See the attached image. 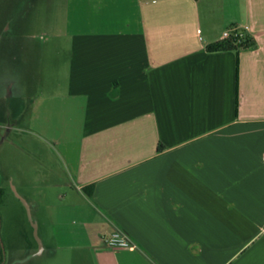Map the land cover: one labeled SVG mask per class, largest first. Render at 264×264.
<instances>
[{"label": "crops", "instance_id": "crops-1", "mask_svg": "<svg viewBox=\"0 0 264 264\" xmlns=\"http://www.w3.org/2000/svg\"><path fill=\"white\" fill-rule=\"evenodd\" d=\"M31 5L40 32L21 28ZM17 6L0 31L3 108L35 118L25 129L56 154L70 227L57 260L264 264V0ZM229 27L249 45L208 51ZM116 230L134 247L103 253Z\"/></svg>", "mask_w": 264, "mask_h": 264}, {"label": "rangeland", "instance_id": "rangeland-1", "mask_svg": "<svg viewBox=\"0 0 264 264\" xmlns=\"http://www.w3.org/2000/svg\"><path fill=\"white\" fill-rule=\"evenodd\" d=\"M17 4L18 0H0V31L10 15L18 17ZM22 15V29L42 30L34 5L22 9ZM21 72L25 80H33L34 71ZM5 74L0 47V264H69L65 258L57 260L52 246L57 237L67 239L70 231L58 224L67 220L65 211L59 212L65 207L59 194L67 188L54 183L57 175L51 167L57 163L56 154L38 134L25 129L26 122L37 125L35 118L5 114L3 106L11 92ZM33 89L27 87L25 94Z\"/></svg>", "mask_w": 264, "mask_h": 264}, {"label": "built area", "instance_id": "built-area-1", "mask_svg": "<svg viewBox=\"0 0 264 264\" xmlns=\"http://www.w3.org/2000/svg\"><path fill=\"white\" fill-rule=\"evenodd\" d=\"M245 36L246 35L242 31H239L237 28L229 27L222 30L220 40L229 39L233 44L240 45L241 43L245 42ZM248 45L249 41H247V44H245L244 46ZM102 246V252L105 254H112L117 249H132L134 247L133 243L129 240L127 235L119 230L112 232L106 237H103Z\"/></svg>", "mask_w": 264, "mask_h": 264}, {"label": "trees", "instance_id": "trees-1", "mask_svg": "<svg viewBox=\"0 0 264 264\" xmlns=\"http://www.w3.org/2000/svg\"><path fill=\"white\" fill-rule=\"evenodd\" d=\"M245 42L241 43L240 45H235L232 43L231 40L229 39H223V40H218L216 42L210 43L206 46V49L208 51H227V50H236L240 47H244L245 44H247V41H249L248 37L245 36L244 37ZM162 148V146L160 144H158L157 149L160 150ZM84 191L86 192V194L88 196H91L92 194V185L88 186L84 189Z\"/></svg>", "mask_w": 264, "mask_h": 264}]
</instances>
